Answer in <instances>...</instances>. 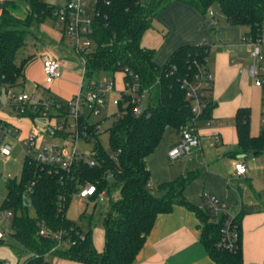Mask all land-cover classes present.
I'll list each match as a JSON object with an SVG mask.
<instances>
[{
    "label": "trees",
    "instance_id": "16d2710c",
    "mask_svg": "<svg viewBox=\"0 0 264 264\" xmlns=\"http://www.w3.org/2000/svg\"><path fill=\"white\" fill-rule=\"evenodd\" d=\"M24 1L27 7L25 15L20 16L21 7L12 0L0 13L2 97L10 89L18 94L16 88L24 83L26 68L33 59H25L20 65L17 63L18 52L30 36L35 37L34 30L40 32L49 17L54 22L56 20L57 5L46 0ZM174 1L191 5L205 16L218 4L228 24L245 28L248 33H255L264 26V0H147L146 3L142 0H97L92 35L95 46L87 56V78L96 79L103 72L112 74L114 78L122 73L127 84L131 82V77L125 74L128 68L139 76V94L147 92V106L137 116L134 114L137 104L133 98L121 93L115 121L108 131L112 154L100 142V122L85 126L88 134L86 141L94 142V166L77 160L69 169L57 168L41 165L27 156L22 179L9 181L8 196L1 209L13 214L12 237L17 244L30 252V256L41 257L30 264H53L52 261L46 263L42 257L57 247L58 240L54 235L59 233H63L65 239L75 241L76 245L51 253L58 261L134 264L157 218L171 213L176 205H182L196 214L201 223V242L217 264H244V210L240 211L236 221L241 235L239 246L229 252L219 248L222 222H216L209 211L200 210L184 196L197 174H188L156 189L151 184L148 157L154 153L168 129L180 133L192 118L182 80L197 73L198 65L209 71V47L205 44L181 47L164 66L155 63V52L144 45V38L154 28L158 14ZM62 39H65L64 34ZM208 98L209 105L201 118L207 121L214 107L210 96ZM24 107L25 113L20 116L33 122L53 115L61 119L68 114V104L57 99L28 102ZM250 123V108L239 109L236 115L239 151L245 156L252 154L258 157L264 154V132L258 137L252 136ZM0 124L10 127V123L2 119ZM87 184L97 187V195L90 198L94 202L100 193L111 194L115 187L120 190V198L112 201L111 213L104 222L105 247L101 252L95 248L92 230L86 232L67 218L73 198ZM154 191L167 193L156 197ZM30 206L35 209V217L27 214ZM42 226L52 235L42 236ZM77 233L84 234L85 239L82 240ZM4 244V238H0V245Z\"/></svg>",
    "mask_w": 264,
    "mask_h": 264
},
{
    "label": "crops",
    "instance_id": "0c3cea01",
    "mask_svg": "<svg viewBox=\"0 0 264 264\" xmlns=\"http://www.w3.org/2000/svg\"><path fill=\"white\" fill-rule=\"evenodd\" d=\"M216 17V13L213 17L205 16L191 5L174 1L155 20L153 29L162 33L160 35L164 37L163 40L159 39L154 44L153 40L145 41L147 48L158 49L154 61L159 66L166 65L183 46L207 45V68L214 76L210 93L214 105L210 115L211 125H207V120L198 123L202 147L195 149L189 156L172 162L168 152L180 141V133L168 129L159 146L147 159L151 184L156 189L188 174H197V178L186 188L185 198L191 204L198 205L201 202L199 194L207 193L229 206L244 210V264H264V161L254 167L249 165L248 156L239 151L236 127L238 110L253 106L244 95L239 94L252 79L249 73L251 59L245 47L240 45L241 36L247 31L240 26L228 24L225 16L224 23H217ZM67 51L71 53L70 49ZM47 54L59 56L54 51L42 53L39 63L42 70L43 57ZM63 64V69L68 66L66 62ZM27 69L28 66L24 83L28 79ZM63 69L62 76L66 74ZM120 74L123 78V92L124 74ZM60 79L51 86L44 83V87L50 90ZM49 99L56 98L40 100ZM72 99L67 98L69 101ZM0 117L10 123L6 116L1 114ZM27 136L25 134L24 138ZM257 160L258 158H254L253 162ZM236 161L249 165V172L245 176L236 174ZM258 171L260 176L257 175ZM201 233V223L196 214L182 205H176L171 213L157 218L134 264H217L201 242ZM104 247L97 250L101 252Z\"/></svg>",
    "mask_w": 264,
    "mask_h": 264
},
{
    "label": "built area",
    "instance_id": "2783aa9c",
    "mask_svg": "<svg viewBox=\"0 0 264 264\" xmlns=\"http://www.w3.org/2000/svg\"><path fill=\"white\" fill-rule=\"evenodd\" d=\"M9 1L11 0H0V10ZM96 4L97 0L93 3L87 0H67L64 4H55L58 8L55 11L56 20L54 25L62 31L65 39L70 41V46L74 53L81 58L83 62V79L79 93L68 102L67 117L61 118L56 126H49L45 130L47 140L59 139L62 143H49V141H46L40 149H37L35 137L26 139L28 156L41 165H53L57 168L69 169L77 160L85 161L90 166L95 165L92 155L87 158L84 153L79 151L78 144L81 140L86 141L88 137L85 126L98 123L96 119L107 108L109 95L117 92L114 80L101 81L87 78V56L93 52L95 46L92 35L94 32ZM209 16L213 17L214 12L210 11ZM240 45L249 48L248 53L251 59L249 65L250 76L254 80L255 86L264 91V26L255 33H244L241 36ZM63 65L60 58L48 54L44 55L43 68L47 86H51L62 77ZM125 74L131 77V82L125 84L123 92L127 96H131L133 102L137 104L134 114L138 116L142 113L140 100L147 96V92L145 91L142 95L139 94V76L134 75L128 68L125 69ZM181 84L191 105L192 118L181 129L180 141L169 149L168 157L172 162L181 160L189 156L195 149L202 147L198 123L202 120L201 118L209 105L208 97L214 85V76L210 71H206L205 67L198 65L197 73L190 78L183 79ZM121 93L119 98H121ZM119 98L113 101L115 106L119 105ZM28 102L36 103L27 94H15L13 89H10L4 97H2L0 92V107L11 105L19 115L25 113L24 105ZM262 115L264 127V99ZM207 125H211L210 120L207 121ZM101 126L100 122L98 125L100 131L102 129ZM13 137L18 138L19 136L10 127L0 124V158L9 159L11 157L12 146L7 141ZM67 142L71 143L70 149L66 147ZM218 144H221L220 140ZM234 170L238 176H245L249 172V165L243 161H236ZM29 191H31V188ZM97 193L98 190L95 185L87 184L76 196L81 199H90ZM104 197L105 193H100L98 199H103ZM199 198L201 201L198 204L199 209L209 211L216 222H222V239L219 243V248L229 252L235 251L241 238L239 226L236 222L240 209L229 206L207 193L199 194ZM12 217L13 214L8 211L6 218L12 219ZM40 234L47 237L52 235L44 226H42ZM77 234L82 240L85 239L84 234ZM54 236L58 240V245L42 257L46 263L52 261L53 264H56L55 262L58 258H53L51 253H54L57 249H65L76 245L75 241L65 239L63 233L55 234ZM3 237V233L0 231V238ZM38 258L41 257L37 255L29 256L22 264H30ZM0 264L13 263L8 260H0Z\"/></svg>",
    "mask_w": 264,
    "mask_h": 264
},
{
    "label": "rangeland",
    "instance_id": "374dc122",
    "mask_svg": "<svg viewBox=\"0 0 264 264\" xmlns=\"http://www.w3.org/2000/svg\"><path fill=\"white\" fill-rule=\"evenodd\" d=\"M19 4L21 7L20 16L25 15L27 11L26 3L24 0H12ZM67 0H48L50 4H64ZM90 3L95 2V0H87ZM144 3L147 0H142ZM211 11L216 13V21L220 24L225 22V17L218 4H215ZM1 13V10H0ZM155 25V23H154ZM246 30V29H244ZM247 31V30H246ZM35 37L30 36L27 40L26 45L18 52L17 63L22 64L25 59L33 57L28 65L27 80L21 86L16 88V93L23 94L26 93L29 97H34L33 100L39 101L40 99L56 98L62 101L64 104H68L69 100L67 98H73L77 95L80 90V84L83 79V62L81 58L74 53L70 46V41L65 39L63 42L62 31L57 29L54 25V20L48 18L46 22L40 28V32L34 30ZM161 32H157L156 29H151L144 38L145 41L153 40V44L158 42V40H163ZM68 49L71 53H68ZM152 49V48H151ZM248 52V47H245ZM155 53L157 48L152 49ZM56 52L58 57L66 62V66L63 71L66 72L60 79V81L53 85V87L48 90L44 87L45 74L44 68L42 70L39 63L42 60V53L44 52ZM246 53V51H245ZM247 54V53H246ZM249 55V53H248ZM64 74V73H63ZM96 79L101 81L114 80L116 84L117 92L109 95V104L107 108L103 111L102 115L96 120L101 122V136L100 142L104 149L112 154L113 150L109 141V129L112 127L115 118L114 114L117 113V106L114 105L113 101L118 99L123 88V78L120 73L113 75L110 73L103 72L96 77ZM57 81V80H56ZM246 97L248 102H252L251 106V133L253 136L258 137L264 132L263 127V99L264 91L261 88L255 86L253 79L246 84L245 89L239 91V94ZM148 102V95L144 99L140 100V107L145 109ZM4 115L10 122V128L13 132L17 133L18 138H11L7 142L12 146L11 157L0 158V231L3 233V238L5 240L4 245H0V260H8L13 264H22L31 253L25 251L24 248L20 247L17 242L12 237V219L6 218V213L2 210V205L8 196V183L9 181H21L24 164L28 156V149L26 147V139L30 137H35L37 143V149L41 148L46 141L49 143H62L59 139L47 140L45 135V130L49 126H56L59 117L53 115V117H42L36 119L34 122L27 118H22L19 113L11 106L0 107V115ZM54 114V113H53ZM2 118V117H0ZM4 119V118H3ZM21 129V130H20ZM27 134V138L25 137ZM71 143L67 142L66 147L71 148ZM78 149L80 152L84 153L87 158L93 153L94 142H87L81 140L78 144ZM258 158L254 163L253 159ZM264 161V154L258 157L254 155H248V163L252 167ZM260 171H258L259 173ZM261 175V173L257 174ZM262 178V177H260ZM158 188V187H157ZM120 198V190L115 187L111 194L107 192L103 199L99 198L96 202L90 199H81L79 196H75L68 208L67 218L72 222L79 225L86 232L92 230L93 242L96 249H102L105 243V231L104 222L108 215L111 213L112 201H117ZM27 214L31 217L36 216L35 209L30 206L27 210ZM56 264H79L76 262L67 261H56Z\"/></svg>",
    "mask_w": 264,
    "mask_h": 264
},
{
    "label": "water",
    "instance_id": "95a60500",
    "mask_svg": "<svg viewBox=\"0 0 264 264\" xmlns=\"http://www.w3.org/2000/svg\"><path fill=\"white\" fill-rule=\"evenodd\" d=\"M210 24V23H209ZM167 192H160V191H154L153 192V195L156 196V197H162L164 195H166ZM26 204L28 205V202L26 200Z\"/></svg>",
    "mask_w": 264,
    "mask_h": 264
}]
</instances>
